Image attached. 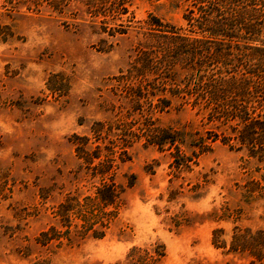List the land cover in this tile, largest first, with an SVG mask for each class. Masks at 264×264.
I'll return each mask as SVG.
<instances>
[{"label": "rangeland", "instance_id": "obj_1", "mask_svg": "<svg viewBox=\"0 0 264 264\" xmlns=\"http://www.w3.org/2000/svg\"><path fill=\"white\" fill-rule=\"evenodd\" d=\"M126 6L129 26L110 36L91 32L105 17L85 14L81 0L63 13L0 0V264H130L132 249L162 254L144 264H248L229 244L236 228L264 229V156L224 144L172 94L170 75L134 70L150 17L192 37L191 0ZM162 129L208 148L185 135L179 155L160 150L147 137ZM102 181L122 190L104 235L68 234L60 204L94 196Z\"/></svg>", "mask_w": 264, "mask_h": 264}, {"label": "trees", "instance_id": "obj_2", "mask_svg": "<svg viewBox=\"0 0 264 264\" xmlns=\"http://www.w3.org/2000/svg\"><path fill=\"white\" fill-rule=\"evenodd\" d=\"M42 1L63 13L76 0H27L35 6ZM82 7L90 17H105L98 23L90 21L87 26L92 33L114 36L125 32L129 25H123L124 21H131L130 17L122 18L128 13L126 0H81ZM184 18L192 37L178 34L177 28L162 25L156 17L149 18L143 33L146 46L139 53L143 58L137 59L140 66L137 68L136 64L134 70L145 69L157 76L170 75L172 94L181 95L197 114L215 124L214 127L221 130L224 144L237 150L247 148L253 155L263 157L264 38L261 39V33L264 0H191ZM178 70L184 73L179 80L173 78ZM185 135L183 131L162 129L147 138L160 150L167 146L174 148L178 155L186 136L191 138L188 146H197L202 151L208 148L207 138L200 136L195 141L191 135ZM85 144L86 141L81 143V158L89 165L92 162ZM121 194L122 190L114 182L102 181L92 197L85 196L82 201L67 198L60 204L57 215L66 221L68 234L90 232L93 237L101 238L103 228H107L122 204ZM110 207L112 209L108 210ZM73 220L80 223L75 224ZM219 242L216 237L213 239L215 246H219ZM229 249L244 254L248 264H264V229L236 228ZM130 253V264H144L147 258L152 262L162 256L156 253L152 258L149 252L139 249H132Z\"/></svg>", "mask_w": 264, "mask_h": 264}]
</instances>
